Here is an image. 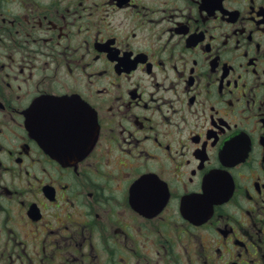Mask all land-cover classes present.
Returning a JSON list of instances; mask_svg holds the SVG:
<instances>
[{"label":"flooded vegetation","instance_id":"obj_1","mask_svg":"<svg viewBox=\"0 0 264 264\" xmlns=\"http://www.w3.org/2000/svg\"><path fill=\"white\" fill-rule=\"evenodd\" d=\"M0 264H264V0H0Z\"/></svg>","mask_w":264,"mask_h":264}]
</instances>
